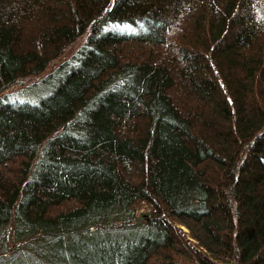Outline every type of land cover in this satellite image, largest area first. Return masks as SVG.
I'll return each instance as SVG.
<instances>
[{
	"label": "trees",
	"instance_id": "1",
	"mask_svg": "<svg viewBox=\"0 0 264 264\" xmlns=\"http://www.w3.org/2000/svg\"><path fill=\"white\" fill-rule=\"evenodd\" d=\"M0 264H264V0H0Z\"/></svg>",
	"mask_w": 264,
	"mask_h": 264
},
{
	"label": "rangeland",
	"instance_id": "2",
	"mask_svg": "<svg viewBox=\"0 0 264 264\" xmlns=\"http://www.w3.org/2000/svg\"><path fill=\"white\" fill-rule=\"evenodd\" d=\"M75 48V45H73L72 49L73 50ZM27 81H22L20 82L19 84H15L13 85L8 91H7V94H11V93H19L22 88L27 85L26 83Z\"/></svg>",
	"mask_w": 264,
	"mask_h": 264
}]
</instances>
